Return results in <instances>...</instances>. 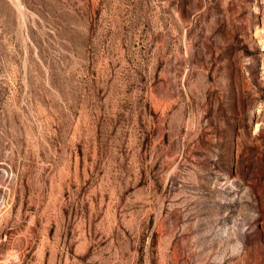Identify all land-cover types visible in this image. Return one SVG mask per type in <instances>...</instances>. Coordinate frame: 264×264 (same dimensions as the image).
<instances>
[{"label": "rangeland", "instance_id": "obj_1", "mask_svg": "<svg viewBox=\"0 0 264 264\" xmlns=\"http://www.w3.org/2000/svg\"><path fill=\"white\" fill-rule=\"evenodd\" d=\"M0 264H264V0H0Z\"/></svg>", "mask_w": 264, "mask_h": 264}]
</instances>
